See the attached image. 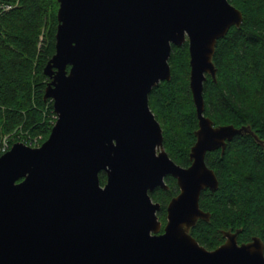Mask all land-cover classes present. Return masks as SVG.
Wrapping results in <instances>:
<instances>
[{"label":"water","instance_id":"obj_1","mask_svg":"<svg viewBox=\"0 0 264 264\" xmlns=\"http://www.w3.org/2000/svg\"><path fill=\"white\" fill-rule=\"evenodd\" d=\"M57 2L55 53L43 70L57 119L39 147L16 142L0 156V264H264L258 237L238 243L240 230L222 231L208 250L190 234L210 218L201 193L219 185L206 154L236 135L262 143L250 126H214L204 115L217 41L240 28L242 12L228 0ZM186 41L198 128L182 167L164 148L149 94L170 80L172 46ZM167 175L179 193L160 233L149 192L167 189Z\"/></svg>","mask_w":264,"mask_h":264},{"label":"trees","instance_id":"obj_2","mask_svg":"<svg viewBox=\"0 0 264 264\" xmlns=\"http://www.w3.org/2000/svg\"><path fill=\"white\" fill-rule=\"evenodd\" d=\"M228 1L242 12L243 20L240 28H230L217 41L213 56L216 81L207 75L203 84L204 115L215 126H250L262 143L250 134L236 135L222 154L220 150L206 154V165L219 185L215 192L206 189L201 193L199 206L210 218L199 219L190 234L208 250L224 242L222 231L226 230H240L238 243L252 237L264 243V0ZM58 7L57 0H19L0 17V135L9 136V146L38 135L41 144L54 124L53 102L43 99L49 79L43 70L55 53ZM189 61L187 41L172 46L171 78L149 94L164 148L181 166L190 165L189 152L198 128ZM99 178L104 184L105 172ZM166 182L167 190L158 188L151 194L161 203L163 224L165 207L178 192L173 178Z\"/></svg>","mask_w":264,"mask_h":264},{"label":"built area","instance_id":"obj_3","mask_svg":"<svg viewBox=\"0 0 264 264\" xmlns=\"http://www.w3.org/2000/svg\"><path fill=\"white\" fill-rule=\"evenodd\" d=\"M19 0H15L12 3L8 2H2L0 3V17L7 11L15 8L18 5ZM57 119V115L54 112V115L52 116L53 122ZM42 140V136L38 135L35 137H27L24 139L23 142L25 145L30 146V147H39L40 146V141ZM10 149L9 146V136L7 135H0V156L4 153H6Z\"/></svg>","mask_w":264,"mask_h":264},{"label":"flooded vegetation","instance_id":"obj_4","mask_svg":"<svg viewBox=\"0 0 264 264\" xmlns=\"http://www.w3.org/2000/svg\"><path fill=\"white\" fill-rule=\"evenodd\" d=\"M244 126V125H243ZM226 146H227V143H226ZM218 150H220L221 151V149H218ZM221 154H222V152H221ZM191 163V162H190ZM177 164V163H176ZM179 165V164H178ZM181 166V165H180ZM189 166V165H188ZM188 166H182V167H188ZM173 178L174 180H175V182H176V185H177V180L174 178V177H172V176H170V175H167V176H165L164 177V182H165V184L167 185V182H166V179L167 178ZM168 186V185H167ZM177 187H178V185H177ZM158 188H160V189H164V188H161V187H156L153 191H150L149 192V195H150V197H151V194L155 191V190H157ZM168 189V188H167ZM167 189H164V190H167ZM177 193H179V188H178V192ZM177 193L174 195V196H176L177 195ZM173 196V197H174ZM173 197H171V199L173 198ZM170 199V200H171ZM151 200H152V202L153 203H158L159 205H160V209L156 212L157 213V216H158V218H159V215H160V210H161V203H159V202H156V201H154L153 199H152V197H151ZM169 200V201H170ZM169 201H168V203H169ZM168 203H167V205H168ZM167 205H166V207H165V210H167ZM166 216H167V211L165 212V219H166ZM160 220V219H159ZM165 223H166V221H165ZM164 223V224H165ZM161 224H162V228H161V230H160V233H162L163 232V227H164V224L161 222Z\"/></svg>","mask_w":264,"mask_h":264},{"label":"bare ground","instance_id":"obj_5","mask_svg":"<svg viewBox=\"0 0 264 264\" xmlns=\"http://www.w3.org/2000/svg\"><path fill=\"white\" fill-rule=\"evenodd\" d=\"M57 21V20H56ZM56 32V31H55ZM54 53V52H53ZM48 81H49V79H48ZM52 125V124H51ZM178 194V193H177ZM165 225V224H164Z\"/></svg>","mask_w":264,"mask_h":264}]
</instances>
